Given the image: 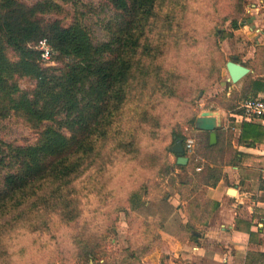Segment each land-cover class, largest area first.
Here are the masks:
<instances>
[{"label": "rangeland", "instance_id": "374dc122", "mask_svg": "<svg viewBox=\"0 0 264 264\" xmlns=\"http://www.w3.org/2000/svg\"><path fill=\"white\" fill-rule=\"evenodd\" d=\"M22 1L31 4L38 0ZM58 2L64 12L52 19L65 23L77 19L93 43L106 40L104 26L112 10L105 0ZM251 3L156 0L155 14L141 41L143 46L147 41L151 53L147 56L144 48H139L135 65L151 70L155 64L164 72H173L176 95L163 97L145 91L146 96L141 98L134 91L113 123L109 139L96 144L100 156L91 163L85 161L72 179L69 191L77 204L78 218L66 223L57 214L32 210L20 226H0V264H139L159 241V223L134 204L158 200L166 181L170 182L171 175L165 171V149L172 130L192 138L198 154L208 161L218 156L204 148L205 135L197 133L191 121L213 103H223L221 86L227 60L223 48H231V22L245 24ZM220 32L226 36L220 38ZM55 64L51 58L45 62ZM33 84L28 79L19 81L22 89ZM145 110L156 117L159 127L151 125L150 120L139 123ZM114 137L117 143L110 141ZM0 139L21 144L34 142L36 135L23 121L10 117L0 120ZM129 143L133 144V153L123 148ZM89 251L94 261L89 260Z\"/></svg>", "mask_w": 264, "mask_h": 264}, {"label": "trees", "instance_id": "16d2710c", "mask_svg": "<svg viewBox=\"0 0 264 264\" xmlns=\"http://www.w3.org/2000/svg\"><path fill=\"white\" fill-rule=\"evenodd\" d=\"M105 2L112 10L104 26L107 38L95 44L79 20L65 23L51 18L64 12L58 0H38L31 4L0 0V120L18 118L36 135L34 142L21 144L0 139V221L4 220L0 226L3 228L20 226L32 210L37 214H57L66 223L74 222L79 212L69 191L72 179L85 161L91 163L100 156L96 144L109 139L112 125L128 98L135 95L134 91L141 98L146 96L145 91L163 97L176 95L173 72H164L155 64L151 70L146 65H135L139 48H144L147 56L151 53L147 41L145 46L141 41L155 14L156 0ZM239 25L231 22L233 29ZM219 36L224 38L226 33L220 32ZM43 39L52 51L55 65H45L41 58L38 46ZM21 79L34 84L22 89ZM251 83L256 90L260 81ZM196 118L191 121L193 127ZM149 120L151 125L159 127L156 117L145 110L139 123ZM208 133H200L205 135L204 148L218 154L216 145L209 144ZM179 138L183 141L184 155L202 157L195 146L191 152L186 151L188 137L176 130H172L165 149L168 155ZM241 138L250 146L264 143V126L244 121ZM110 141L117 143L116 137ZM132 146L129 143L123 148L133 153ZM170 168L167 162L168 175ZM194 177L202 184L214 186L221 171L207 164ZM142 205L143 202H136L134 208ZM88 258L94 261L90 251Z\"/></svg>", "mask_w": 264, "mask_h": 264}, {"label": "crops", "instance_id": "0c3cea01", "mask_svg": "<svg viewBox=\"0 0 264 264\" xmlns=\"http://www.w3.org/2000/svg\"><path fill=\"white\" fill-rule=\"evenodd\" d=\"M248 13L246 23L234 29V37L228 40L231 48L223 51L226 62L241 64L249 72L229 84L225 68L223 103L201 111L217 119L213 145L218 156L209 162L184 155L183 170L177 157L168 155L170 182L166 181L158 200L140 208L147 217L157 219L159 241L139 264H264V143L247 145L241 138L244 121L235 118L245 99L254 94L264 98V0H252ZM256 80L260 84L254 90L251 82ZM250 121L264 126V120ZM205 164L221 171L214 186L194 177ZM228 189L235 194H228Z\"/></svg>", "mask_w": 264, "mask_h": 264}, {"label": "water", "instance_id": "95a60500", "mask_svg": "<svg viewBox=\"0 0 264 264\" xmlns=\"http://www.w3.org/2000/svg\"><path fill=\"white\" fill-rule=\"evenodd\" d=\"M226 71L228 73V83L234 84L241 80L248 72V68L233 61H228L225 64ZM218 127L216 117L209 111H203L196 118L194 128L201 131L209 132V144L213 145L216 142L217 134L216 129ZM183 141L181 138L171 146L170 152L177 155L176 163L178 165H185L187 163V157L184 156ZM227 193L230 195L235 194L234 189H228Z\"/></svg>", "mask_w": 264, "mask_h": 264}, {"label": "built area", "instance_id": "2783aa9c", "mask_svg": "<svg viewBox=\"0 0 264 264\" xmlns=\"http://www.w3.org/2000/svg\"><path fill=\"white\" fill-rule=\"evenodd\" d=\"M38 48L44 62L50 60L52 51L45 39L39 42ZM235 118H239L242 121L264 120V98L256 97L243 101L238 107V112L235 115ZM194 146V140L192 138H187L185 142L186 151L191 152L194 149ZM197 170L200 169L197 168Z\"/></svg>", "mask_w": 264, "mask_h": 264}]
</instances>
